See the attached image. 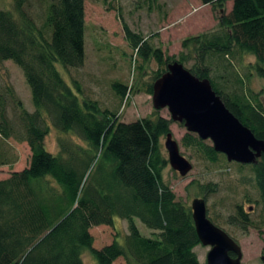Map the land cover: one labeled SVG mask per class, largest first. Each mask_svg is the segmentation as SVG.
Segmentation results:
<instances>
[{
    "label": "trees",
    "instance_id": "1",
    "mask_svg": "<svg viewBox=\"0 0 264 264\" xmlns=\"http://www.w3.org/2000/svg\"><path fill=\"white\" fill-rule=\"evenodd\" d=\"M30 1L12 0L10 7L0 8V61L20 69L33 106L27 110L10 88L0 92V140L14 138L30 150L28 165L0 180V264H83L86 250L97 264L118 259L125 264H205L195 252L200 242L191 208L176 200L163 180L168 160L161 140L171 121L155 116L123 122L97 100L83 97L80 82H68L63 72L85 61V0H38L41 14L31 11ZM158 1L147 0L150 5ZM200 2L222 13L209 32L182 41L183 49L197 53L187 69L208 79L225 107L264 141V104L260 93L245 86L253 73L264 79V0ZM123 30L135 56L158 64L155 81L169 63L184 66L188 60L184 52L178 59L165 55L126 24ZM246 57L252 60L245 63ZM238 68L246 73L241 76ZM153 83L147 88L151 95ZM111 89L127 101V85L113 82ZM8 99L17 111L11 118ZM50 126L62 134L57 152L44 144ZM195 135L187 134L184 146L201 148L210 162L225 157ZM9 163L0 153V166ZM236 164L251 173L264 221V153L256 164ZM202 188L216 190L211 183ZM115 218L127 224L124 244L116 238L95 248L92 228L114 226ZM136 219L150 237L141 235ZM227 222L242 229L250 225L240 205Z\"/></svg>",
    "mask_w": 264,
    "mask_h": 264
},
{
    "label": "rangeland",
    "instance_id": "2",
    "mask_svg": "<svg viewBox=\"0 0 264 264\" xmlns=\"http://www.w3.org/2000/svg\"><path fill=\"white\" fill-rule=\"evenodd\" d=\"M11 2L12 0H0V8L10 7ZM230 7L231 1L226 2V13ZM30 9L39 14L43 11L38 0L30 1ZM84 13L85 61L80 68L63 72L66 80H78L83 88V97L97 100L101 108L116 112L120 121L133 122L155 116L170 120V133L178 143L180 153L191 162L192 170L182 177L168 163L163 171L164 182L170 186L176 200L189 207L193 199H205L208 218L241 247L242 264H264V221L259 192L252 182L250 171L240 168L236 163L227 162L224 156H218L216 162H210L201 148L184 146L183 138L189 134L184 124L171 120L166 108L156 110L152 95L147 92L149 84L155 82L158 64L154 60L143 63L142 59L135 56L123 30V25L126 24L131 31L148 37L152 47L161 48L165 55L175 59L184 52L188 56L184 66L186 69L192 68L197 61V53L194 49H183L182 41L189 36L209 32L217 25L222 10L203 5L200 0H160L151 5L147 0H85ZM251 60L252 58L246 57L245 63ZM139 65L142 66L141 70H137ZM58 68L61 69L60 66ZM237 73L242 76L246 69L238 68ZM113 82L128 86L127 101L121 102L111 89ZM245 86L260 93V100L264 104L263 78L253 73L246 80ZM7 88L12 89L15 97L27 110H32L30 91L20 69L10 61H0V92ZM7 101V113L11 118L17 111L14 103L9 99ZM61 136L60 132L50 126L44 139L45 147L50 152H57L58 138ZM165 138L166 136L162 138L161 145L168 160L164 147ZM203 142L212 146L210 140ZM0 153L10 161L9 165L0 166V180L28 165L30 150L26 142H19L14 138L0 140ZM210 183L216 186V190H203L202 187ZM237 205L243 207L249 219L250 225L245 229L227 222L228 217L235 213ZM135 223L141 235L151 236V231L139 220L136 219ZM91 233L94 247L99 248L116 238L119 244H124V236L128 230L124 220L115 218L114 226L94 227ZM209 250V247L201 244L195 248L201 263L206 262ZM82 262L97 264L87 250L82 254ZM114 264L125 263L118 259Z\"/></svg>",
    "mask_w": 264,
    "mask_h": 264
},
{
    "label": "water",
    "instance_id": "3",
    "mask_svg": "<svg viewBox=\"0 0 264 264\" xmlns=\"http://www.w3.org/2000/svg\"><path fill=\"white\" fill-rule=\"evenodd\" d=\"M152 102L156 110L166 108L171 120L183 123L188 133L210 140L228 162L256 164L264 153V141L225 107L209 80L195 77L176 61L169 63L167 71L153 83ZM164 147L170 167L187 176L192 164L180 153L170 132ZM190 208L199 242L210 248L205 264H242L241 247L208 218L205 199H193Z\"/></svg>",
    "mask_w": 264,
    "mask_h": 264
}]
</instances>
